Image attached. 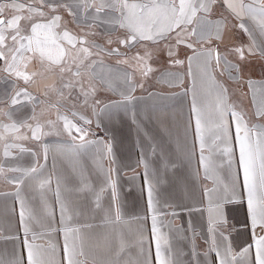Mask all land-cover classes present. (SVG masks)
I'll use <instances>...</instances> for the list:
<instances>
[{
  "label": "crops",
  "instance_id": "0c3cea01",
  "mask_svg": "<svg viewBox=\"0 0 264 264\" xmlns=\"http://www.w3.org/2000/svg\"><path fill=\"white\" fill-rule=\"evenodd\" d=\"M63 1L40 8L52 18L24 34L22 61L34 54L51 71L66 68L44 26L63 27L56 36L74 69L91 56L76 44L81 29L120 31L132 46L95 54L67 80L74 87L83 73L97 89L88 134L22 143L33 101L22 91L10 104L16 89H0V133L16 140L0 147V264L25 253L24 264H264V0ZM235 24L246 29L241 40ZM236 41L242 51L227 49ZM149 45L178 47L179 58H133Z\"/></svg>",
  "mask_w": 264,
  "mask_h": 264
},
{
  "label": "rangeland",
  "instance_id": "374dc122",
  "mask_svg": "<svg viewBox=\"0 0 264 264\" xmlns=\"http://www.w3.org/2000/svg\"><path fill=\"white\" fill-rule=\"evenodd\" d=\"M48 2L49 0H0V16L4 17V22L0 23V40H3V43H0V51L2 50V52H0V80L4 81V83L0 85V89H16L13 97L10 98V104L19 103L22 99V91H27L26 96H28L34 103H31L34 108L31 117L26 120L27 123L22 128V143H27L28 138L29 144H34V142H32V135H40V138L42 136L50 135H77L76 137H78V135L83 134L82 131H84L85 134L92 131V124L83 121V119L86 117V114L90 113L89 105L92 103L96 93H98L97 89H87L86 84L90 81L89 79H84L83 73L80 74L77 80H74V87H70V85L67 84V80L72 79L74 73H77L79 69L86 71L85 66L88 67V65L91 64L95 54L101 56L121 54V51L127 48L129 50L130 46H132L130 43H127L129 39H126L125 35L120 31L115 33L106 32L104 30L98 31L96 29L90 30L88 28L81 29L78 32L80 34L77 38L76 44L78 47L81 46L83 48L86 47V50L89 49L91 56L89 60H86L80 66V68L74 69L70 65L74 52L71 51L70 48L65 47L64 44L66 43L56 36L57 34L62 33L61 31L63 27L61 26L59 30L55 32L53 31L52 33L51 31L46 32V26H44L43 33H51L53 36L55 35L54 37H56V39H58L60 47L59 50L57 48L58 51L56 50V53L61 54L58 63L66 68L63 71H51V68L45 65V63L38 61L34 54L31 56L32 59L30 57V61L27 60V56L22 61L23 54L28 52L24 47V34L32 33V31H29V27L40 22L42 24L50 23L52 17H50L49 14L38 12L41 11L40 8L44 6V4H48ZM54 2L59 3L60 6H62V3L65 5L63 0H54ZM67 16V14L58 15V21H70L67 19ZM234 30L236 31L237 39L241 40V37L243 36L241 28L235 24ZM31 37L33 43L36 40V35ZM120 38L124 39L120 40ZM65 40H67V38H65ZM226 47L230 50L240 49L242 51L241 46L237 41ZM174 48L180 50L178 47ZM131 53L135 59L141 58V56H146L147 54H152L155 56L152 60L161 64L179 58L176 51L173 52L171 49V52H167L166 54L164 53L163 48H159V45H149V47L137 46ZM77 55H82L81 50L77 52ZM255 55L258 56V54ZM255 55H252V58H250L251 67L256 64V58L258 57ZM141 62L143 63L144 59L141 58ZM31 70H34V72H30ZM42 72L47 74V76H44L45 80L37 79L35 76L40 75L39 73ZM232 77H229L224 73L220 75L221 80L227 88L230 87L231 82L229 79ZM29 78H31V80L27 81ZM51 80H53L54 87L50 88L48 87L49 85L46 84L50 83ZM85 81H87V83H85ZM35 82L36 85H34ZM24 86L28 89H23ZM34 87H37L38 89L36 90ZM229 93L236 96V101H240L235 89L230 87ZM0 108L3 109V106ZM73 119H77L78 121H73ZM36 123L37 125L39 123V128L37 133H34L32 128H34ZM1 131H4V129L0 128V132ZM25 131L28 132L27 135H24ZM14 134L15 133H10L2 136L0 133V147L4 142H8ZM25 137L27 138L23 141ZM11 140L12 142L16 141L13 139Z\"/></svg>",
  "mask_w": 264,
  "mask_h": 264
},
{
  "label": "snow or ice",
  "instance_id": "6c2138e0",
  "mask_svg": "<svg viewBox=\"0 0 264 264\" xmlns=\"http://www.w3.org/2000/svg\"><path fill=\"white\" fill-rule=\"evenodd\" d=\"M219 2H220V0H214V2H213V6H214L215 3H219ZM193 19H195V18H193ZM190 23H191V21H190ZM242 30L246 31V29H244L243 27H242ZM194 33H195V29L193 28V34H194ZM262 38H264V34H262ZM210 42H211V41H209V43H210ZM250 43H251L252 46H255V43H256V42H255L254 40H252V41H250ZM183 46L186 47V48H190L191 51H192V54H193V55L195 54V46H194V45H188V44H185V45H183ZM242 48H243V46H242ZM249 54L251 55L252 53L249 52ZM177 55H178V50H177ZM186 59H188L189 62H191V56H186ZM239 59L243 60V59H244V56L241 54V55L239 56ZM169 63H170V65L173 64V62H172L171 60L169 61ZM181 63H182V61H181ZM237 69H239V65H237ZM250 85H251V81H249V86H250ZM140 87H143V85L141 84ZM261 109H262V111H261L260 113L257 114L258 118L260 117V115L264 114V101H262V103H261ZM147 200H148V197H147V195H146V202H147ZM19 215H20V213H19ZM17 238H19V237H17ZM26 260H27V253H25V255L21 257V264H24V262H25Z\"/></svg>",
  "mask_w": 264,
  "mask_h": 264
},
{
  "label": "water",
  "instance_id": "95a60500",
  "mask_svg": "<svg viewBox=\"0 0 264 264\" xmlns=\"http://www.w3.org/2000/svg\"><path fill=\"white\" fill-rule=\"evenodd\" d=\"M2 20H3V18L0 17V23L2 22ZM214 57H215V59H217V50L216 49L214 50Z\"/></svg>",
  "mask_w": 264,
  "mask_h": 264
},
{
  "label": "flooded vegetation",
  "instance_id": "af4514ba",
  "mask_svg": "<svg viewBox=\"0 0 264 264\" xmlns=\"http://www.w3.org/2000/svg\"><path fill=\"white\" fill-rule=\"evenodd\" d=\"M0 17L3 18L2 22H4V17L3 16H0ZM0 43L2 44L3 43V40H0ZM0 52H2V50ZM0 58H1V56H0Z\"/></svg>",
  "mask_w": 264,
  "mask_h": 264
}]
</instances>
